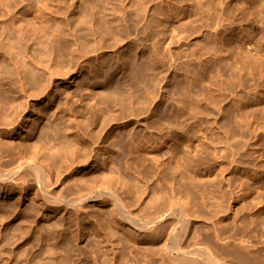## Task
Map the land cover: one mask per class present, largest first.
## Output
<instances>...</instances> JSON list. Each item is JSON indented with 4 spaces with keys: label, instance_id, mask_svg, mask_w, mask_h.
<instances>
[{
    "label": "rangeland",
    "instance_id": "obj_1",
    "mask_svg": "<svg viewBox=\"0 0 264 264\" xmlns=\"http://www.w3.org/2000/svg\"><path fill=\"white\" fill-rule=\"evenodd\" d=\"M0 101V264L264 262V0H0Z\"/></svg>",
    "mask_w": 264,
    "mask_h": 264
},
{
    "label": "bare ground",
    "instance_id": "obj_2",
    "mask_svg": "<svg viewBox=\"0 0 264 264\" xmlns=\"http://www.w3.org/2000/svg\"><path fill=\"white\" fill-rule=\"evenodd\" d=\"M18 37H20L19 35H17ZM18 37H16V39L18 38ZM21 38V37H20ZM20 38L18 39V41H21L20 40ZM14 40V39H13ZM16 41V40H15ZM14 41V42H15ZM17 41V42H18ZM14 42H12V43H14ZM16 43V42H15ZM19 43H21V42H19ZM22 44V43H21ZM18 45V44H17ZM1 102V101H0ZM2 104V103H1ZM1 104H0V120L2 119V117L3 116H1V114L3 113V111H2V109H1V107H3V106H1ZM11 107V106H10ZM5 109V108H4ZM16 113V112H15ZM14 113V115H15V117H16V114ZM14 116H12V118H13ZM14 117V118H15ZM19 117H21L20 115H19ZM19 117H17V118H19ZM5 118V120H7L8 119V117H3V119ZM7 118V119H6ZM12 118H9L8 120H11ZM20 119H22V118H20ZM5 120H2V121H0V124H2V122L4 121V122H6L7 123V125H9V124H11L12 122H13V119L11 120V122L9 123V121L7 122V121H5ZM18 120V119H17ZM14 121H15V119H14ZM15 122H17V123H21L22 121L21 120H18V121H15ZM6 123H4V124H6ZM9 123V124H8ZM14 123V122H13ZM12 123V124H13ZM24 123V122H23ZM26 123V122H25ZM22 124V123H21ZM14 125H16V124H14ZM11 128H13V126L11 127ZM10 130V129H9ZM1 142V141H0ZM2 143V142H1ZM3 144V143H2ZM3 145H1V147H2ZM3 148H5V147H3ZM23 149L24 148H22V150L21 151H23ZM2 150H4V149H2ZM2 150H0V183H2V184H4V186H5V184H7V183H9V182H11V181H13L14 179H18V177L20 176V174H22V172L23 171H26V170H30V164H28L30 161H32V160H30L28 163H26L27 161H28V157H27V160L26 161H24L25 163H20L19 165H18V167H17V164L15 163V158L13 159V161H14V163L16 164H13V166L15 165L17 168H14V169H12L11 167H10V169H8V168H5L4 167V165L6 164L7 165V163H8V159H9V157L14 153H10L11 155L8 157V159L6 158V154H5V151H2ZM18 151H20L19 149H18ZM8 152V154H9V150L7 151ZM15 152H17V151H15ZM24 152H25V150H24ZM18 153H20V152H18ZM27 153V152H26ZM25 153V154H26ZM15 155H17V153H15ZM19 155V154H18ZM22 155H24V154H22ZM16 157V156H15ZM20 156H18V161L19 162H21L19 159ZM23 157V156H22ZM26 157V156H25ZM11 158V157H10ZM17 158V157H16ZM23 159V158H22ZM12 161V162H13ZM22 161V162H23ZM9 162H10V159H9ZM18 162V163H19ZM31 163V162H30ZM10 163H8V166H10L9 165ZM12 164H11V166H12ZM12 166V167H13ZM34 168V170H35V167H33ZM29 170H28V172H29ZM31 172V171H30ZM32 172H33V170H32ZM31 172V173H32ZM34 172H37V171H34ZM34 172H33V174H34ZM26 174H27V172H25ZM23 174H24V172H23ZM22 174V175H23ZM36 174V173H35ZM35 176V175H34ZM47 174L45 173V171L43 170V168L42 169H40V172H39V174L37 175V178H39V179H37L38 180V183H39V186L45 191V188H46V181H47ZM16 181V180H15ZM14 181V182H15ZM7 182V183H6ZM13 182V183H14ZM37 183V184H38ZM7 186V185H6ZM8 187H9V185H8ZM1 188H3L2 187V185L0 186V189ZM105 192H108V191H106L105 190ZM110 192V191H109ZM100 193H102V192H100ZM107 194V193H106ZM109 195L110 194H112V192L111 193H108ZM82 195V194H81ZM84 195V194H83ZM101 194H99V196H100ZM102 195H103V193H102ZM105 195V194H104ZM103 195V196H104ZM75 196H77V195H75ZM80 195L78 194V198H73L74 200L73 201H71L70 199L72 198V197H74V196H72L70 199H69V201H70V203L68 202V201H63V198H62V200L61 201H63V202H65V203H67L68 205H70L72 208L73 207H76L78 204H80V202L83 200V199H81V198H83L82 196H81V198L79 197ZM85 196V198H86V195H84ZM88 196V195H87ZM92 196H94V195H91V194H89V198L90 197H92ZM95 196H97V195H95ZM50 197V196H49ZM113 199H115V197H113V194H112V196H111ZM91 199V198H90ZM120 199V198H119ZM66 200H68V199H66ZM86 200H87V198H86ZM117 200H118V198H117ZM119 201V200H118ZM117 201V202H118ZM83 202V201H82ZM81 202V203H82ZM121 202V201H120ZM62 203V202H61ZM123 203V202H122ZM1 205V204H0ZM9 206V205H8ZM80 206H81V204H80ZM79 206V207H80ZM123 205H121V206H119V208L120 207H122ZM6 207H7V205H6ZM11 207V206H10ZM124 207V206H123ZM123 207L122 208H120L121 209V211H124L123 210ZM7 208H9V207H7ZM1 209H3V208H1ZM8 210V209H7ZM11 210H12V208H11ZM10 210V211H11ZM9 211V210H8ZM126 211V210H125ZM257 211V210H256ZM6 212V211H5ZM128 212V211H127ZM160 213H161V211H159ZM159 212L156 210V212H149L148 213V215H146V219H145V221L144 222H141L140 220V224L139 223H137L136 221V219L135 218H132V217H130V214H129V212H128V215H125L124 216V214H123V212L121 213L120 211H119V213H121L124 217H127V218H129V221H131V222H133V224H134V222L137 224V226H141V227H145L146 225H149V226H151V228H152V226L154 227L155 226V224H156V222H157V220L160 218L159 217ZM125 213V212H124ZM253 213V212H252ZM255 213V212H254ZM259 213H260V211H259ZM4 214V213H3ZM120 214V215H121ZM256 214V213H255ZM8 215V214H7ZM10 216V215H9ZM256 216V215H255ZM7 217V216H6ZM123 217V218H124ZM250 218H253V221H254V223L256 222V223H261L262 225H264V218H262V216L261 217H256V218H254V215L252 216V217H250ZM126 219V218H125ZM134 219L136 220V221H134ZM161 219V218H160ZM246 219H248L247 217H246ZM246 219H245V221H246ZM127 221H128V219H126ZM185 220V219H184ZM251 220V219H250ZM159 221V220H158ZM248 221V220H247ZM252 221V220H251ZM183 222V221H182ZM186 222V221H185ZM249 222V221H248ZM142 223V224H141ZM144 223V224H143ZM184 224V223H183ZM246 224H248V223H246ZM253 224V223H252ZM260 224V225H261ZM188 225V224H187ZM249 225H251V224H248V226ZM136 226V225H135ZM138 227V228H139ZM146 228H147V226H146ZM146 228H143L144 230L146 229ZM155 229H156V227H154ZM153 228V229H154ZM139 229H142V228H139ZM142 229V230H143ZM149 229V228H148ZM147 229V230H148ZM152 229V230H153ZM184 229V227L182 228V230ZM186 229V228H185ZM251 229V228H250ZM151 231V230H150ZM149 231V232H150ZM184 231V230H183ZM155 232V231H154ZM154 232H152V233H154ZM10 239H11V237H10ZM180 237L178 236V238L177 237H175L174 238V240H173V242H172V246L171 247H169L170 248V250L172 249V250H174L175 251V253H172V252H170V254H168V255H170L171 257H172V260L171 261H174V262H176V263H174V264H264V262L262 261L261 263L260 262H258L257 261V259H256V256L255 255H257V254H259V252L261 251L260 249H257V250H253V252L251 251V250H246L247 248H242V247H236V248H233V249H228L226 246H224L223 244H222V242L220 241V237H219V234L217 233V232H215V233H207V235H206V241H207V246H206V250L205 251H202L201 253L200 252H198L197 250H185V249H183L182 248V246H181V242H180ZM7 240H9V239H7ZM10 241V240H9ZM10 243V242H9ZM12 243V242H11ZM167 251H168V249H167ZM172 253V254H171ZM169 256V257H170ZM199 257H200V259H199ZM155 258H156V253H155V251L153 252V258H152V263L153 264H155Z\"/></svg>",
    "mask_w": 264,
    "mask_h": 264
}]
</instances>
